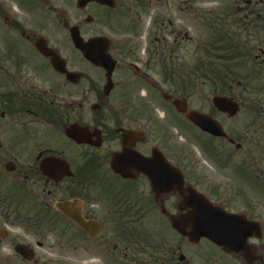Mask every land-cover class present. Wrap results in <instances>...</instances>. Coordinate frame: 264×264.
I'll list each match as a JSON object with an SVG mask.
<instances>
[{
  "label": "flooded vegetation",
  "instance_id": "obj_1",
  "mask_svg": "<svg viewBox=\"0 0 264 264\" xmlns=\"http://www.w3.org/2000/svg\"><path fill=\"white\" fill-rule=\"evenodd\" d=\"M165 4L0 0V264H202L200 252L187 261L192 227L181 233L173 222L205 201L244 240L232 263L264 264V86L247 80L264 77V0H220L207 13L210 100L203 41L184 47L189 36L169 31ZM153 10L143 51L141 16ZM116 31L130 37L115 40ZM74 38L99 39L107 65ZM181 109L212 117L227 137ZM43 249L55 263L41 260Z\"/></svg>",
  "mask_w": 264,
  "mask_h": 264
},
{
  "label": "rangeland",
  "instance_id": "obj_2",
  "mask_svg": "<svg viewBox=\"0 0 264 264\" xmlns=\"http://www.w3.org/2000/svg\"><path fill=\"white\" fill-rule=\"evenodd\" d=\"M148 1V0H147ZM169 4L166 5L165 14L166 17L171 20L172 25L169 31H179L184 35L185 33L189 36V42L183 43L185 44L188 50H193L196 48V44L198 40H202L204 44L207 43V39L211 37V29L207 27L204 22L202 24V20L198 19L197 21L194 20L195 10H199L203 12V17H207V13L218 8L220 0H165ZM178 6L184 7L182 11L178 10ZM158 12V10H153L146 12L144 15L141 16V25L139 26V34L138 39L139 43L142 45L141 50L147 47L148 39H149V32H150V16ZM131 20L137 19L136 10L131 11ZM192 20H191V18ZM126 32H115V39L121 38H129L130 35H123ZM120 35V36H119ZM132 36V35H131ZM169 39H174V34L168 36ZM191 52V54H192ZM188 55L187 52H183ZM202 78L200 79L202 82V87L204 91V95L211 97L212 94V85L209 83L208 78L206 77L205 73L209 76L211 75L210 72L202 68ZM212 78V76H211ZM208 80V81H207ZM255 86L262 87L264 86V77L258 78L255 81ZM201 254L202 257V264H233L231 256L224 253L222 250L214 247L211 243L206 240L201 241L197 247H188L187 249V261L189 262H196L197 255ZM39 256L41 260H45L48 263H55L58 259L57 256L51 253V251L43 249L40 250ZM234 261V260H233ZM237 264V263H236ZM238 264H242L239 262Z\"/></svg>",
  "mask_w": 264,
  "mask_h": 264
},
{
  "label": "water",
  "instance_id": "obj_3",
  "mask_svg": "<svg viewBox=\"0 0 264 264\" xmlns=\"http://www.w3.org/2000/svg\"><path fill=\"white\" fill-rule=\"evenodd\" d=\"M76 46L83 50L87 57L94 63L104 65L105 59L101 54L94 52L93 46H87L78 41H76ZM213 101L216 102V99H213ZM187 117L205 131L217 136H223L220 129L218 131L219 127H217V125H215V123L209 118L205 116L202 117L195 112L187 113ZM205 208H201L202 210H199L197 207L196 211L187 217L188 219L185 222V225L192 224L193 226V230L189 234L191 241L197 242L204 237L214 242L218 246L223 247L226 252H230L232 249V244L230 242L231 238L229 236V217L219 213L216 211V209L211 207H208L207 211H205ZM175 227L179 230L181 229L179 223H175ZM22 255L28 260H33V256L31 255H28L24 252Z\"/></svg>",
  "mask_w": 264,
  "mask_h": 264
},
{
  "label": "trees",
  "instance_id": "obj_4",
  "mask_svg": "<svg viewBox=\"0 0 264 264\" xmlns=\"http://www.w3.org/2000/svg\"><path fill=\"white\" fill-rule=\"evenodd\" d=\"M209 52H211L210 49H209ZM205 58L207 59V67L211 70V63H212V55H211V53L206 55Z\"/></svg>",
  "mask_w": 264,
  "mask_h": 264
}]
</instances>
